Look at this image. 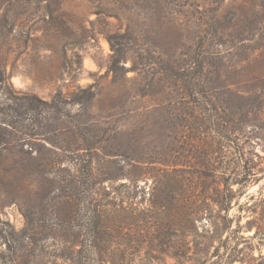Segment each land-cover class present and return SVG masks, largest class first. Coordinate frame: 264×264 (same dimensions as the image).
<instances>
[{"label":"rangeland","instance_id":"obj_1","mask_svg":"<svg viewBox=\"0 0 264 264\" xmlns=\"http://www.w3.org/2000/svg\"><path fill=\"white\" fill-rule=\"evenodd\" d=\"M0 65L14 89L43 99L77 85L90 91L83 107L70 112L87 121L90 143L121 153L113 157L124 176L114 185L125 182L119 190L134 207L120 213L135 246L128 264H178L176 253L187 264H258L264 255V0H0ZM194 65H204L207 75L197 88L210 85L209 95H197L195 113L205 125L195 160L215 169L205 180L164 166L196 162L177 131L187 94L177 75ZM234 109L246 114L239 129L232 127ZM27 178L19 190L14 182L13 198L0 186V220L15 228L24 222L20 200L34 197L33 188H23L34 177ZM218 180L222 197L215 193ZM222 198L223 205L215 202ZM184 200L195 218L191 232L184 229Z\"/></svg>","mask_w":264,"mask_h":264},{"label":"trees","instance_id":"obj_2","mask_svg":"<svg viewBox=\"0 0 264 264\" xmlns=\"http://www.w3.org/2000/svg\"><path fill=\"white\" fill-rule=\"evenodd\" d=\"M205 72L204 65H194L177 75L187 88L182 98L184 115H179L178 138L185 139L194 160L199 158L195 151L201 126H205L198 113L195 114L196 103L200 104L197 95H209L207 81L206 91L204 86L197 88L198 84H204ZM89 96L88 88L80 85L68 93L56 90L49 100L32 92L16 90L5 66L0 65L2 192L13 198L14 182L19 190L20 180L34 177L23 186L34 189L31 201L20 200L23 225L15 228L9 221L0 220V244H5L0 249L1 264H104L106 260L110 264H128L127 256L135 246L129 239V221L120 213H130L134 207L119 190L120 186H126L125 182L114 185L116 178L124 176L118 173L122 167L120 169L113 157L121 153H111L99 142L90 143V136L83 130L87 121L75 118L70 112L76 104L81 109ZM234 110L232 114L238 116L231 119L232 127L237 124H240L238 129L244 127L247 123L239 116L246 114ZM195 161L181 164L172 160L164 166L171 169L170 173L189 172L200 180L214 177L212 165ZM221 184L218 180L217 197L224 193ZM215 202L223 205L224 199ZM188 205L184 200L183 217L188 222H185V232H191L187 226H192L195 220ZM153 207L139 209L145 212ZM124 235L129 243L123 244ZM186 245L184 241L179 250L186 249ZM176 254L173 256L178 264H187L180 260L179 253ZM257 258L258 264H264V255L259 254ZM229 263L231 261L224 264ZM215 264L221 263L216 261Z\"/></svg>","mask_w":264,"mask_h":264}]
</instances>
